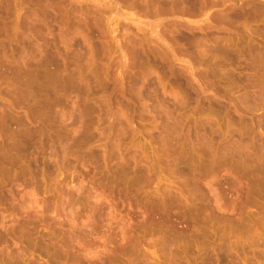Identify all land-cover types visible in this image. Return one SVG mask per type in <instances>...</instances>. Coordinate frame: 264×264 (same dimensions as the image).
Returning a JSON list of instances; mask_svg holds the SVG:
<instances>
[{
	"label": "rangeland",
	"instance_id": "374dc122",
	"mask_svg": "<svg viewBox=\"0 0 264 264\" xmlns=\"http://www.w3.org/2000/svg\"><path fill=\"white\" fill-rule=\"evenodd\" d=\"M0 264H264V0H0Z\"/></svg>",
	"mask_w": 264,
	"mask_h": 264
}]
</instances>
